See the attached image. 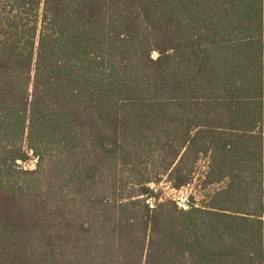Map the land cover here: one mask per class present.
Segmentation results:
<instances>
[{
  "label": "trees",
  "instance_id": "trees-1",
  "mask_svg": "<svg viewBox=\"0 0 264 264\" xmlns=\"http://www.w3.org/2000/svg\"><path fill=\"white\" fill-rule=\"evenodd\" d=\"M0 264H264V0H0Z\"/></svg>",
  "mask_w": 264,
  "mask_h": 264
},
{
  "label": "rangeland",
  "instance_id": "rangeland-1",
  "mask_svg": "<svg viewBox=\"0 0 264 264\" xmlns=\"http://www.w3.org/2000/svg\"><path fill=\"white\" fill-rule=\"evenodd\" d=\"M35 161V158H31L29 162L22 163L21 165L25 168H33ZM158 189L159 190L157 193L158 196L160 195V197L172 196L176 197L177 199H184L185 197L188 199L189 194L192 193V191L194 190V185L190 184L184 188H181L179 191L174 192L167 188L164 185V182H161V184L158 185Z\"/></svg>",
  "mask_w": 264,
  "mask_h": 264
},
{
  "label": "built area",
  "instance_id": "built-area-1",
  "mask_svg": "<svg viewBox=\"0 0 264 264\" xmlns=\"http://www.w3.org/2000/svg\"><path fill=\"white\" fill-rule=\"evenodd\" d=\"M159 184H161V183H159ZM159 184H154V183H150L149 184V187H150V189L153 191V196H151V197H149L148 199H147V202H148V204L152 207L153 206V204H154V201H155V199H156V197H157V199H159V200H161L162 198H165V197H170V198H172L173 200H175L176 201V203L178 204V206L179 207H182V208H185L186 207V205H187V201H188V199L185 197L184 199H177L176 197H172V196H164V197H160V195L158 196V185ZM164 185L167 187V188H169L171 191H174V192H176V191H179L181 188H184V187H186V186H184V187H181V188H179V189H174V188H170L169 187V185L167 184V183H164ZM188 186V185H187Z\"/></svg>",
  "mask_w": 264,
  "mask_h": 264
}]
</instances>
